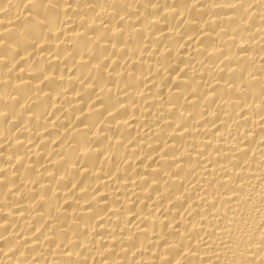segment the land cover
I'll return each instance as SVG.
<instances>
[{
	"label": "bare ground",
	"instance_id": "6f19581e",
	"mask_svg": "<svg viewBox=\"0 0 264 264\" xmlns=\"http://www.w3.org/2000/svg\"><path fill=\"white\" fill-rule=\"evenodd\" d=\"M0 264H264V0H0Z\"/></svg>",
	"mask_w": 264,
	"mask_h": 264
}]
</instances>
